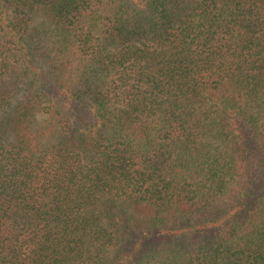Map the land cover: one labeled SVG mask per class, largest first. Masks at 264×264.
<instances>
[{
  "label": "trees",
  "instance_id": "obj_1",
  "mask_svg": "<svg viewBox=\"0 0 264 264\" xmlns=\"http://www.w3.org/2000/svg\"><path fill=\"white\" fill-rule=\"evenodd\" d=\"M0 264H264V0H0Z\"/></svg>",
  "mask_w": 264,
  "mask_h": 264
}]
</instances>
